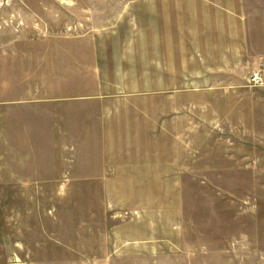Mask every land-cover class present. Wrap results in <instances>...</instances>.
Wrapping results in <instances>:
<instances>
[{"label": "rangeland", "instance_id": "374dc122", "mask_svg": "<svg viewBox=\"0 0 264 264\" xmlns=\"http://www.w3.org/2000/svg\"><path fill=\"white\" fill-rule=\"evenodd\" d=\"M219 6L0 0V264H264V66Z\"/></svg>", "mask_w": 264, "mask_h": 264}, {"label": "crops", "instance_id": "0c3cea01", "mask_svg": "<svg viewBox=\"0 0 264 264\" xmlns=\"http://www.w3.org/2000/svg\"><path fill=\"white\" fill-rule=\"evenodd\" d=\"M220 35H238L264 66V0H219ZM243 35V36H241Z\"/></svg>", "mask_w": 264, "mask_h": 264}, {"label": "built area", "instance_id": "2783aa9c", "mask_svg": "<svg viewBox=\"0 0 264 264\" xmlns=\"http://www.w3.org/2000/svg\"><path fill=\"white\" fill-rule=\"evenodd\" d=\"M253 82L256 84V86H260L262 84V79L258 74H255Z\"/></svg>", "mask_w": 264, "mask_h": 264}]
</instances>
